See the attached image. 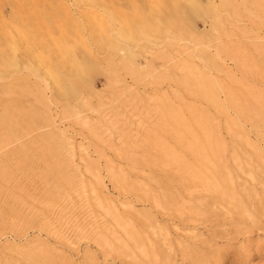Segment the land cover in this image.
<instances>
[{"label": "rangeland", "instance_id": "obj_1", "mask_svg": "<svg viewBox=\"0 0 264 264\" xmlns=\"http://www.w3.org/2000/svg\"><path fill=\"white\" fill-rule=\"evenodd\" d=\"M0 264H264V0H0Z\"/></svg>", "mask_w": 264, "mask_h": 264}, {"label": "bare ground", "instance_id": "obj_2", "mask_svg": "<svg viewBox=\"0 0 264 264\" xmlns=\"http://www.w3.org/2000/svg\"><path fill=\"white\" fill-rule=\"evenodd\" d=\"M97 22V21H96ZM26 54V53H25ZM29 55V54H28ZM129 227V226H128ZM147 256V255H146Z\"/></svg>", "mask_w": 264, "mask_h": 264}]
</instances>
